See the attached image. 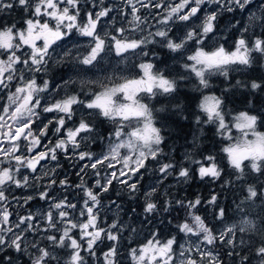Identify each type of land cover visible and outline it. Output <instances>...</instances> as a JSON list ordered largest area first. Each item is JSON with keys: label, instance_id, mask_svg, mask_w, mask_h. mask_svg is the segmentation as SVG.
<instances>
[{"label": "snow or ice", "instance_id": "1", "mask_svg": "<svg viewBox=\"0 0 264 264\" xmlns=\"http://www.w3.org/2000/svg\"><path fill=\"white\" fill-rule=\"evenodd\" d=\"M124 2L131 9L132 20L129 23L134 25L132 31H144L141 24L145 21L138 15L139 8L160 10L156 23L163 27L139 38L125 35L127 29L123 27L115 29V34L104 32L101 35L102 18L112 11L110 7H103L98 12L89 11L81 21L80 0H0V13L19 7L28 14V18L23 21V27H18L16 23L0 26V92L14 89L6 92V100L0 104V165H7L0 167V264H20L23 256L27 257L30 264H61L59 253L65 249L71 251L64 264H86L81 253L87 252L90 256H95L96 248L105 240L111 244L103 254L104 264H117L122 239L120 233L124 228L115 221L106 228L100 226V193L108 192L114 182L123 185L130 194L137 192L139 181H134L133 177L140 175L142 169L147 171L148 161L159 162L163 155L161 145L164 142L162 129L156 126L153 109L143 102L142 96L151 99L166 95L175 99L179 81L186 78L183 75L170 78L163 71L156 70L152 62L133 65L140 69V74L136 76L122 73L117 75V68L113 67L111 74L97 79L80 80L82 89L85 85H94L98 89L90 91L82 99L79 94L64 91L68 85L76 83L71 78L55 86L49 79L38 82L40 74L47 75L50 62L70 66V70L77 75L94 69L104 72L105 69L98 66L112 51L117 57L125 59L129 53L147 57L149 52L144 51V47L157 43L155 38L159 37L162 46L173 53L181 54L195 46L193 54L187 55L188 62L182 67L194 74L197 80L196 90L201 91L210 88V76L219 75L227 80L231 71L252 66L253 53L264 57V39L256 37L250 44L245 36L249 31L247 25L241 29L236 28L239 21L231 25L232 29L241 33L231 50L219 43L220 37L216 33L221 11H246L251 7L252 0H179L174 4L165 3L164 0ZM206 4L214 5L215 9L205 13L201 19L198 14ZM259 7L264 9V4ZM194 18L199 23H195ZM248 19L249 23L259 21L260 26L264 27V15L257 16L252 13ZM170 25H175V29L183 31V34L178 38H171L170 32L173 29ZM74 35L87 39L84 52H80L79 41L73 40ZM65 41L71 42L72 46L67 47L62 55L56 54V48L61 47ZM236 84L250 86L253 92L262 87L255 80L250 85H241L240 81ZM61 91H64V95L55 99ZM228 91L229 88L224 89L225 93ZM41 94L54 95L49 103H44L48 96ZM224 103L223 96L202 95L197 105L202 116L197 115L195 121L197 125H215L216 134L227 141L220 151L226 157L228 167L234 171L229 173V179L224 180L221 190L233 184V176L235 182L247 183L248 175L256 174L255 182L247 186L245 200H264V132L257 131L259 117L242 111L232 117L230 124L226 120L228 114L224 110ZM173 108L177 111L183 110L179 103L174 104ZM43 113L56 115L52 119L45 117V123L41 120ZM77 114L79 121L75 122L74 117ZM37 121L42 126L34 130ZM105 121L115 125L109 133L107 151L97 157L91 151L80 150L84 142L104 140L99 127ZM69 122H73L72 127L67 126ZM53 128L58 138L55 143L45 144L44 141L48 139V133ZM233 129L237 133L235 136L232 134ZM41 147L44 150L37 151ZM69 148L78 160L90 162L81 167L78 176L89 167L93 170L102 166L111 169L102 177L103 183L100 179L95 181L99 192H94L83 181L76 185L86 197L79 210L80 217L85 219L72 218L66 209L75 211L77 205L65 197L53 201L49 210L38 214V218L30 213L20 216L13 225L9 219L11 213L3 206L8 201L6 186L29 187V176L22 175V178H17L21 168L35 173L38 166L42 167V161H58L59 154L63 152L68 155ZM121 150H125L124 153ZM25 151L28 155L18 154ZM185 160L198 166L196 172L200 180L210 178L213 182H219L222 179L223 169L217 164V156L210 153L202 160H194L191 155L186 154ZM245 161L248 162L247 165ZM117 164L121 165L119 169L116 168ZM156 172L160 174L157 181L161 184L173 175L179 183H187L193 179L189 167L174 162L160 164ZM95 174L100 176L98 170ZM44 175L47 176L48 172ZM56 183L55 179H51L44 190L37 193L39 199L46 202L50 200L47 189ZM59 184L62 187L68 186V181L60 180ZM156 193V186L144 193L143 212L146 216L154 217V214L163 215L174 210L170 200H165L162 205L158 204L153 199ZM33 198L28 196L24 203L27 204ZM174 203L179 208L186 209L190 218L177 225L178 232L186 237L194 236L195 247L180 244L177 236L161 240L158 231H152L149 233L151 238L145 243L130 249L129 255L133 264H202L205 261L207 264H219L218 257L202 245H214L219 241L234 248L236 245L233 238L237 231L246 233L256 229L252 220L244 219L238 229L235 226L226 227L217 233L214 226H209L204 218L196 214L198 206L205 203L199 196L194 201L176 200ZM206 203L217 205L218 196L212 195ZM53 209L57 211L54 213ZM224 216L225 209L220 208L214 219L223 220ZM40 220H43L46 227H39ZM260 224L264 225V219ZM74 230L79 231L78 238L74 235ZM132 231L135 232L136 229ZM50 232H58L59 235L48 234ZM26 233L44 235L40 240L28 241ZM44 240L47 244L42 246L41 241ZM240 243L244 244L245 241L241 239ZM13 252L20 255L14 256L11 254ZM193 252L199 255V260L193 256ZM256 255L261 258V264H264V244L256 249Z\"/></svg>", "mask_w": 264, "mask_h": 264}, {"label": "rangeland", "instance_id": "2", "mask_svg": "<svg viewBox=\"0 0 264 264\" xmlns=\"http://www.w3.org/2000/svg\"><path fill=\"white\" fill-rule=\"evenodd\" d=\"M88 1L90 4L89 8H91V9L88 11H81L80 10V13H81L80 20L81 21L84 20L85 14L89 11L98 12L103 7L112 8V11L109 13V15L105 18H102V23L100 25L101 35H103L104 32H109V33L115 34V29L123 27V28L127 29L125 35H127L131 38H139L141 36H147L149 32H155L157 30V28L163 27V26L158 25L156 23V20L158 19L157 13L160 10H157L154 8H147V9L146 8H139L138 15H140L142 17V19H144V21H145L144 23L141 24V28L144 29V31L140 32V31H132V28L134 27V25H131L129 23V21L132 20L131 9L127 6V4L124 2V0H102V2H101V0H88ZM154 2H159V0H154ZM164 2L174 4V3H178L179 0H164ZM260 4H264V0H252L251 7H249L246 11H240L239 9H237L238 13H240V18L233 20L230 23H223L225 27L223 26L222 29H216L217 36L220 37L219 43L224 44L225 47L229 50H231L234 47L235 40L241 35L240 31H237V30H234L231 28V25L235 24L237 21H239V24H236L237 29H241V28L245 27L246 25L249 27V31L247 33H245V36L249 40L250 44H251L252 40L256 37H260L261 39H264V31L262 32V35L260 34L262 29H263V27L260 26V22L254 21V22L249 23V19H248L252 13H255L257 16L264 15V9L259 7ZM137 7H139V6L137 5ZM214 9H215V6L212 4L203 5L198 16L202 19L203 16L205 15V13L212 11ZM160 14L163 15L162 12ZM222 14L225 15V14H229V13L226 11H221L220 16ZM194 22L199 23V20H196V18H194ZM170 27H172V29H173L172 30L173 32H170L171 38L175 39V38L180 37L183 34V31H177L175 29V25H170ZM73 40L79 41V44H80L79 50H80V52H84L85 46L87 44V39L74 35ZM155 40L157 41V43L148 44L143 49L144 51L149 52V55L147 57H143L140 55H138V56L130 55L131 53H129V54H126V57H127V55H130V56L125 59L123 57H117L115 55V52L112 51L110 55H107L104 59L101 60L100 65L98 66V67H103L105 69L104 72L97 71L96 69H94L91 72L82 73L79 75L75 74L74 72H71V73H69L68 77L70 75H72L71 78L73 80H76L78 83H80L81 79H97L100 76L111 74L113 67L117 68V73H116L117 75H120L122 73L123 75H126V76H136V75L140 74V69L138 67H133V65H138L141 62H152L155 65L156 70L163 71L165 73V75L169 76L170 78H176L179 75H183L184 77H186L185 79L189 80V83H194L197 86V80H196L194 74H191V73L185 71V69L182 67V65L184 63L188 62L186 60L187 55L193 54L195 46H191L188 50L183 51L181 54H177V53L170 52L167 48L163 47L162 44L159 42L160 41L159 37H156ZM64 46H65V48H67V47H71L72 44L69 41H65ZM153 53H154V55H153ZM159 60L161 61L160 63L158 62ZM259 60L261 61V63L264 62V57H262L259 53H253V63L256 61L255 63L260 65ZM249 69H250V67L242 68L240 71H231L230 74L234 75L235 73L246 72ZM48 74L49 73H47V75L40 74L38 77V82L42 81L43 79H49L50 81H52L51 77L48 76ZM230 74H229V77H230ZM220 78H223V76H219V75L210 76L209 77L210 85L213 84L212 80L217 82V81H219ZM185 79H183V80H185ZM61 80L62 79L56 80L54 82L53 86H55V84L61 83L60 82ZM84 87L87 89L88 93L90 91L98 90L96 88V86H94V85H85ZM210 87H212V86H210ZM196 89H197V87H196ZM10 90H13V89L5 90L3 93L0 92V104H3L5 102L6 92L10 91ZM76 90H77V88L74 89L73 91H76ZM190 90L193 91V93H195V92L199 93L197 105L199 104V102L202 98V95L215 94L217 96H222L219 93L215 92L213 89H203L201 91H198V90H194L191 88ZM64 91H61L59 96H55V99L61 98L64 95ZM70 93L76 94V93H72V91ZM41 95L42 96H48V99H45L44 103H49L51 98H52V95H54V94H41ZM83 98H85V95ZM142 99H143V102L149 104V106L153 109V113H154V117H155V123H156L157 127H158V119H157V115H156L155 108H154V107H158V105H156V104L169 102L168 105L165 106V108H168V106H173L174 102L179 100V98L175 97V99H173V97L166 96V95H158V96L151 98V99H149L146 96H142ZM224 110L228 114L226 117V120L230 124L232 122V117L234 115L238 114L239 112L246 111L249 114L256 115V114L251 113L247 110H240V111L231 110V111H229L227 107L224 108ZM191 113H192V114H190L191 118H193L195 120H196L197 115L202 116V113H200L198 107H197V110H194ZM55 115H56L55 113H43L41 116V120H43L46 123L47 119H50V117L55 116ZM45 117L47 119H45ZM78 121H79V119L75 120V122H78ZM105 122L107 125H109V127L106 128L108 130V132H106V141L104 142V145L101 146V152L96 155L97 157L107 151L108 144H109V133L115 127V125H113L111 122H108V121H105ZM257 124H258V121H257ZM39 126H42V125L40 124V121H37L36 126H34V130L36 127H39ZM213 126L215 127V125H213ZM52 130H50V131H52ZM193 130L194 129H192V131ZM50 131L48 133V139L44 141L45 144H47L49 142L55 143L52 141V138L54 137L55 133L53 131V134H52ZM257 131L264 132V130L259 129L258 126H257ZM232 134L234 136L237 134L235 129H233ZM212 138H216V136H213ZM191 142H195L194 137H192ZM226 143H227V141H226ZM83 145H84V143L82 144L80 150L91 151L92 153L94 152V150L84 149ZM87 148L91 149V146L87 145ZM161 148H162V146H161ZM43 150L44 149L42 147L37 149V151H43ZM162 150L164 153L165 150L163 148H162ZM121 151H122V153H124L125 150H121ZM18 154L28 155V153L26 151L18 153ZM165 154H166V157L164 155H162L159 158V162L148 161L147 162L148 163L147 171L142 169L140 175L133 177L134 181H139V186H138L137 192L138 191L140 192L139 197H140V200L142 201V203L136 202L135 199H131V198L128 199V198H125L123 196L120 197V194L116 195L115 197H107L106 193H100L101 204H100L99 212H98V223L100 224L101 227L106 228L109 225H111L114 221L117 222L118 224L126 226L127 225V219L131 218V217H133L135 219L134 224H137L138 222H143V219L145 220L141 229L138 230V228H137L136 231L134 232V233H136L135 237L139 239V242L137 245H134L132 247H128L127 245L122 244V239H121L117 259L119 257L123 256V254H126V257H128V259L132 260L131 256L129 255L130 249L131 248H137L141 244L145 243L147 239L151 238L149 233L152 231H155V229H154L155 223L152 222L150 224V222H151L150 217L146 216V214H144V212H143V206L145 203L144 193L149 191L153 186H156L157 187V193L153 197V199L156 202H159V200H162V199H163V202L165 200H171V198L174 197V195L176 193L177 194L183 193V190H184L182 188L183 183L177 182L175 175L167 177L163 181L162 184L158 183V181H157V177H159L160 174L158 172H156V169L159 167L160 164L166 163V162H174V163L182 164L178 155L174 156L173 155L174 153L172 151L171 152L170 151L165 152ZM207 155H209V154H207ZM181 159L185 160L184 157H182ZM76 160H77V158H76ZM194 160H196V159H194ZM244 163H245V165L248 164L247 161H245ZM75 164H77V169L80 170L82 164H85V162L77 160L75 162ZM188 164H191V162L189 161ZM217 164L219 165V163H217ZM41 165H42V167L38 166V170L35 173H32L31 171L23 168L21 173L17 174L18 179L22 178V175H27L30 177V180H29L30 186L29 187L20 188L19 190H16L17 188L14 185H12L9 188L8 193L5 190L6 195L8 196V201L3 206L7 207L8 211L11 213L9 219L13 225L16 222H18V218L20 216H27L31 213L34 215V217L38 218V214L46 213L49 210V207L53 201H59L60 199H63L65 197L66 198L67 197H69V198L73 197V196H70L68 194L69 185L63 186V187L61 185H58V187H56V188L51 187V188L47 189L50 193V196H51L50 200H48L47 202L44 200H40L37 193L39 191L44 190V188L48 185V183L51 179H55L57 182L64 179L63 178L64 176L61 174L60 175L62 176V178L60 177V179H57L58 176H56L57 175L56 168L58 167L59 164H56V161H42ZM4 166H7V165H0V167H4ZM120 167H121L120 164L116 165L117 169H119ZM197 167L198 166L195 165V169H197ZM53 168H55L54 172L52 171ZM98 169H101V171L104 172L102 176L107 175L111 171V169H107L106 167H103V166L99 167ZM233 171L234 170L230 168V173H232ZM247 171H248V169H246V172ZM45 172H48L47 176L44 175ZM88 172L89 171H85L84 173H81L79 176L77 175V173H79V171L75 172V176H78V180H79V181L74 182V185H75L74 192H75V195L77 194V197L75 196V199L73 200L74 202H72L70 199L67 198L68 201L77 205V209L75 211H73L72 209H66L67 211H69L71 213L72 218L77 219V220L85 219V218L80 217L79 210L81 207H83V202L86 199V197L84 196L83 191H81L79 188H77L76 185L80 184L83 181V183L87 187L91 188L94 192H99V189H97L95 187V181L97 179H99V176H97L94 171H90L89 173ZM154 173H155V175H154ZM196 175H197V172H196ZM251 175L255 176L256 174H251ZM37 178H39V179H37ZM197 178L199 179L198 175H197ZM262 179H264V178H262ZM100 180L103 183V180L102 179H100ZM254 182H255V179H254V181H251L248 184H251ZM208 183L209 184L211 183L213 185V188H215L213 192L218 193V188L220 187L219 182L217 185V182H213L212 180H210L209 182H207L205 184H208ZM126 192H128L127 189H126ZM224 193H227V192L225 191ZM231 194L232 193H230V196H231ZM30 195L33 196L34 198L31 201H29L27 204H25L24 200ZM217 196H218V194H217ZM245 197L238 199L239 200V206L242 209H239L237 211V213H235L232 217L227 218V219H223L219 223L214 224V221H215L214 218H211V220L209 221V219L203 213L204 211L201 209L197 210L196 214H198L202 218H204L206 220V223L209 224V226H214L217 233L224 230L226 227L235 226V228L238 229L240 227L241 221L244 219H250L256 224L257 220L261 221L262 219H264V200L254 199L253 201H247V200H245ZM113 201L115 203H113ZM201 205H203V203ZM117 206H119V207H117ZM132 209H135L136 211L133 212ZM56 211L57 210L53 209L54 213ZM201 211H203V212H201ZM206 212H207V208H206ZM258 212L261 214H258ZM170 213L172 214V220H175L176 222L174 224H172L173 229L171 231H167L168 229L166 227L163 228L162 232L164 233L167 231V233L166 234L164 233V235L166 236L165 238L159 237L161 240H164V239L168 238L169 236H176L173 233V231L178 233L177 225L184 222L185 220H190V218L187 215V211H185V210L180 211V210L174 209ZM166 214H168V213H166ZM154 215H155L154 218H159L162 216L159 213L154 214ZM124 216H126V219H125V221H123L121 223L118 220V217H124ZM22 227H24V226H22ZM39 227H41V228L46 227L43 220H40ZM259 228L262 231H264V225H261ZM253 232L254 231L246 232V233L252 234ZM246 233H240L239 231H237L236 236L233 238L235 245H236L235 246L236 249H238L241 246L240 240L241 239L244 240ZM48 234H55L57 236L59 235L58 232H50ZM26 235H27L28 241H32V240H40V237L42 235H44V233H40L39 235H37L35 233H26ZM74 235L78 238L79 237V231L74 230ZM177 237H178L179 243L185 245V247H193V248L195 247L194 242L196 241V238L194 236L193 237H186V236H184L183 233H179V235ZM41 244L43 246L44 244H47V241L46 240L41 241ZM110 244H111V242L104 241L103 243L99 244V246L106 245L107 247L104 248V250H102V251H100V250L96 251V255H95L96 259L103 264H104V255L103 254L108 250V247L110 246ZM202 247L208 251H211L214 254V256L218 257L219 264H221L220 263V255H219L220 254L219 251L221 250V248L224 247L229 252H231L233 250V248L230 245H228L227 243H221L219 241H217V243L214 245H202ZM70 251H71L70 249L64 250L65 260L68 259ZM193 256L197 260L200 259L199 255L196 254L195 252H193ZM202 264H207V262L206 261L202 262ZM254 264H261V258L258 257Z\"/></svg>", "mask_w": 264, "mask_h": 264}, {"label": "trees", "instance_id": "3", "mask_svg": "<svg viewBox=\"0 0 264 264\" xmlns=\"http://www.w3.org/2000/svg\"><path fill=\"white\" fill-rule=\"evenodd\" d=\"M88 6L90 7L88 0H80L81 11L88 10ZM230 15V16H229ZM229 16V17H228ZM28 18V14L24 13L23 9L19 7H14L11 10H7L3 13H0V26L3 24H11L16 23L18 27H23L24 19ZM240 18V13H238L237 9L229 14H222L217 21V29H222L223 23H230L233 20ZM226 21V22H225ZM225 27V26H224ZM264 31V27L261 31ZM173 32V31H171ZM260 59V58H259ZM161 62L160 60L158 61ZM256 62V61H255ZM253 63L250 69L246 72L235 73L234 75L230 74V77L226 80L224 77L220 78L219 81H213L211 84L212 87L208 89H213L215 92L219 93L224 97L225 103L224 108H228L229 111H240L247 110L251 113L258 115V124L259 129L264 130V62L260 65ZM257 81L261 83L262 87L255 92H253L249 87L245 86H237L236 82L240 81L241 85H250L252 81ZM196 84L189 83L188 79L179 81V89L178 93L174 96L179 98L178 101H175L174 104L179 103L183 106L182 111H177L173 108V106H168L165 108L167 103H158V107L155 108V112L158 119V127L162 129V135L164 136V142L161 145L165 152H173L174 156L178 155L182 164L186 167H189L193 174V179L188 181L187 183L182 184L183 193H176L174 197L171 198L170 201L173 202V208L177 210H185L184 208H179L175 205L176 200L193 201L196 197L200 196V198L205 201L203 205L198 206V210H203L206 217L211 220L214 218V215L218 213L220 208L225 209V216L223 219H227L232 217L239 209H242L239 206V198L245 197L247 195V184L251 181H254V175L249 174L247 183H238L235 182L233 177V184L226 188L225 190H221V185L224 180L229 179L230 168L228 167L226 157L220 151V149L226 143L221 137L216 134L215 127L213 125L205 124V125H197L196 120L191 118L190 114L194 110H197V101L198 94L193 93L190 89L196 90ZM225 88H229L228 92H224ZM170 101V100H169ZM251 102V103H250ZM158 109H163L162 111H157ZM105 128L109 127V125L104 123ZM192 129H194L192 131ZM106 132L108 130L106 129ZM192 132V133H191ZM216 136V138H212ZM192 137L197 138L195 142H191ZM165 152L163 155L166 157ZM212 154L217 156V163H219V167L223 169L222 179L219 181L220 187L218 188V193L213 192L215 188L211 184H205L209 182L211 179L206 178L205 180H199L196 175L195 164H188V160L181 159L185 158L186 154L191 155L193 159L202 160L204 156L207 154ZM248 172V171H247ZM233 173V172H232ZM218 185V182H217ZM180 187V186H179ZM218 187V186H217ZM227 193H224V192ZM139 191L135 194H130L126 192V189L123 185L119 184L116 187V184L110 187L109 191L106 192L107 197H115L120 194V197H125L128 199H135L136 202H141L139 197ZM230 193L231 196H230ZM218 194V203L217 205H208L206 202L211 198L212 195ZM158 204H163V199L157 202ZM207 208V212H206ZM258 214H261L258 212ZM155 216V215H154ZM126 216L118 217V220L122 223L125 221ZM151 222H154V229L158 231L160 238H165L167 231H171L173 229V225L176 221L172 220V214H163L159 218L150 217ZM154 219V220H153ZM134 218L127 219V225L123 226L124 231L120 233L122 236V244L127 245L128 247H132L137 245L139 239L135 237V234L132 229L140 230L143 226L145 220L143 222H138L134 224ZM221 220L215 219L214 224L219 223ZM213 222V221H212ZM261 226L260 220L256 221V229L254 232L246 233L244 244L236 249L235 247L231 251L232 255H229V251H227L224 247L219 251L220 255V263L221 264H254L258 256L256 255L257 247L264 244V231H262L259 227ZM167 228L166 232H162L163 228ZM258 232V233H257ZM173 233L178 236L179 232ZM107 241V240H105ZM106 245H101L96 248V251H102L106 248ZM14 256H19V253H11ZM61 264H64L65 256L64 250L60 251ZM82 255L85 258L86 264H103L99 262L95 256H90L87 252H82ZM228 257V258H227ZM246 257L247 259H243ZM20 264H30L26 256L21 257ZM117 264H133V261L126 257V254L119 257L117 259Z\"/></svg>", "mask_w": 264, "mask_h": 264}, {"label": "flooded vegetation", "instance_id": "4", "mask_svg": "<svg viewBox=\"0 0 264 264\" xmlns=\"http://www.w3.org/2000/svg\"><path fill=\"white\" fill-rule=\"evenodd\" d=\"M91 8H89L88 6V10H90ZM80 10H81V7H80ZM86 10V11H88ZM65 46L64 44L59 47V48H56V54H59V55H62L63 54V51L65 50ZM130 55H133V54H130ZM130 55H127V57H129ZM135 56H138V55H135ZM6 58V57H5ZM67 72V73H66ZM72 71L70 70V66H65L64 64H57V63H54V62H50V65H49V68H48V76L51 77L52 79V83L54 84V82L56 80H60L62 79L60 82L62 83L64 80H68L69 78H71L72 75H69V73H71ZM72 79V78H71ZM76 81V80H75ZM76 91H73L74 89H76ZM14 90V89H13ZM65 91H67L68 93H70L72 91V93H76V94H79L81 98L84 97V95H86L88 92H87V89L83 86V89H82V85L81 83H78L76 81L75 84H70L68 85L67 89H65ZM3 93V92H2ZM71 94V93H70ZM54 116L50 117V119H52ZM79 119V114H77L76 117H74V121ZM105 123V122H104ZM104 123L100 125L99 127V131L103 134L104 136V140L101 141L99 139H97L95 142H91V141H87V142H84V149H87V150H94V154L97 155L98 153L101 152V146L104 145V142L106 141V128L104 126ZM68 127H72L73 126V122H69ZM53 131H50L52 134H53ZM57 135L55 134L54 137L52 138V141L55 142V140L57 139ZM87 145H90L91 146V149H88L87 148ZM78 160V159H77ZM76 160V157L72 154L71 152V148H69V152H68V155H65L63 152H61L59 154V157H58V161H56V164H59L58 167L56 168V173L58 176L57 179H60V177L62 178L61 175H63L64 179H67L68 181V185H69V190H68V194L70 196H73L71 198L67 197L68 199H70L72 202H74L73 200L75 199V196L77 197V194L75 195V185H74V182L75 181H79L78 180V176H75V172L76 171H79L77 169V164H75V162L77 161ZM85 164H88L90 163L89 161L85 160L84 161ZM85 164H82L81 167H83ZM23 168H21L20 170V173L22 171ZM99 172H100V176H99V179H102V175L104 172L101 171V169H97ZM97 170H93L91 169L90 167L86 169V171H97ZM88 172V173H89ZM87 173V174H88ZM61 174V175H60ZM50 177V176H49ZM48 177V178H49ZM103 180V179H102ZM116 184V187L118 185V182H114ZM59 182H57L55 185L52 186V188H56L58 187ZM12 185H8L6 186L5 190L7 191L8 193V190L9 188L11 187ZM43 186V185H42ZM20 188H17V190H19Z\"/></svg>", "mask_w": 264, "mask_h": 264}]
</instances>
